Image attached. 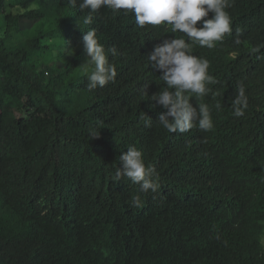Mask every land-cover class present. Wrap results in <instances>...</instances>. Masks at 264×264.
<instances>
[{"label":"trees","instance_id":"1","mask_svg":"<svg viewBox=\"0 0 264 264\" xmlns=\"http://www.w3.org/2000/svg\"><path fill=\"white\" fill-rule=\"evenodd\" d=\"M231 2V33L193 49L217 81L192 100L209 105L214 129L181 134L155 121L167 110L148 96L165 85L145 56L182 33L107 8L85 24L79 0H0V264H264V0ZM90 29L118 51L115 80L92 90ZM130 146L159 173L156 193L114 182Z\"/></svg>","mask_w":264,"mask_h":264},{"label":"clouds","instance_id":"2","mask_svg":"<svg viewBox=\"0 0 264 264\" xmlns=\"http://www.w3.org/2000/svg\"><path fill=\"white\" fill-rule=\"evenodd\" d=\"M69 4L75 8L77 0H69ZM232 6L231 0H79L81 12L87 10L84 17L85 24H91L94 14L101 8H107L116 12L125 10V14L132 13L136 25L144 29L145 26H163L170 28V32L182 33L188 39L181 37L164 39L155 44L152 50L145 56L149 66L154 72H160L159 79L164 87L148 96L151 100L150 108L157 105L167 111L158 115L155 120L159 126L169 133H187L193 128L209 132L214 129L212 110L206 103H192L193 98L199 101L212 92L209 85L217 83L215 77L209 73L210 62L193 54L194 46L214 48L217 42L223 41L226 34L232 31V19L227 11ZM212 14L210 18L209 14ZM197 26V22H201ZM239 43V41H237ZM65 41L64 56L74 54V49ZM85 61L81 65L87 75L88 89L103 88L106 84L115 80L116 66L109 61L118 55L113 46L107 51L100 43L95 29L84 32L82 36ZM92 69L89 71V69ZM234 115L237 118L245 115L247 106L244 86L238 85L237 97L233 101ZM219 110L221 105L216 103ZM140 119L145 125L152 126V119L142 113ZM102 127L89 128L91 140L100 137ZM156 177V179H153ZM127 178L132 184H138L140 191L156 193L160 184L159 173L152 165H146L144 154L135 146H130L127 151L119 155V165L116 166L114 182ZM133 207L141 205V198H131Z\"/></svg>","mask_w":264,"mask_h":264},{"label":"rangeland","instance_id":"3","mask_svg":"<svg viewBox=\"0 0 264 264\" xmlns=\"http://www.w3.org/2000/svg\"><path fill=\"white\" fill-rule=\"evenodd\" d=\"M19 26H20V28H21V30L23 31V32H31V25L28 23V22H26V21H21L20 23H19ZM262 244H263V247H264V240H263V242H262Z\"/></svg>","mask_w":264,"mask_h":264}]
</instances>
